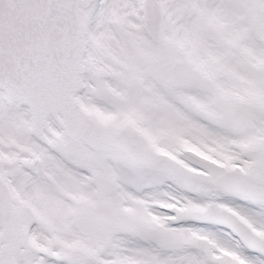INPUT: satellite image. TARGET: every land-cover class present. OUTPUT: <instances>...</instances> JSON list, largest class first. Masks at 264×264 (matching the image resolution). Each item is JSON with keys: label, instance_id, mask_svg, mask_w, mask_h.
Instances as JSON below:
<instances>
[{"label": "snow or ice", "instance_id": "snow-or-ice-1", "mask_svg": "<svg viewBox=\"0 0 264 264\" xmlns=\"http://www.w3.org/2000/svg\"><path fill=\"white\" fill-rule=\"evenodd\" d=\"M0 264H264V0H0Z\"/></svg>", "mask_w": 264, "mask_h": 264}]
</instances>
